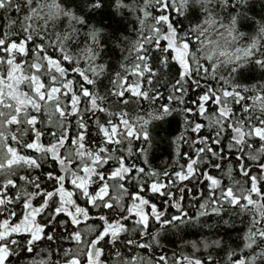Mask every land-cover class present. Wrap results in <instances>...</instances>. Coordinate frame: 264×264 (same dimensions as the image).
<instances>
[{
    "label": "snow or ice",
    "instance_id": "6c2138e0",
    "mask_svg": "<svg viewBox=\"0 0 264 264\" xmlns=\"http://www.w3.org/2000/svg\"><path fill=\"white\" fill-rule=\"evenodd\" d=\"M0 264H264V4L0 0Z\"/></svg>",
    "mask_w": 264,
    "mask_h": 264
},
{
    "label": "trees",
    "instance_id": "16d2710c",
    "mask_svg": "<svg viewBox=\"0 0 264 264\" xmlns=\"http://www.w3.org/2000/svg\"><path fill=\"white\" fill-rule=\"evenodd\" d=\"M253 2H254V12L259 13L261 11L262 4H264V0H253ZM209 222L211 223L212 221ZM200 238L201 236L199 233H197L196 229L188 230L185 235V239L196 240ZM162 243L166 246L167 250L170 253L173 249L178 251L180 249V245L184 243V240H181L178 236L170 235L167 239L163 240Z\"/></svg>",
    "mask_w": 264,
    "mask_h": 264
}]
</instances>
